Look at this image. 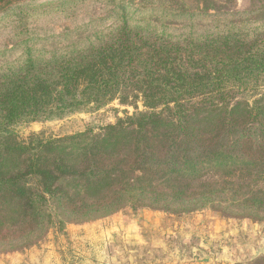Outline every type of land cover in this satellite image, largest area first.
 Listing matches in <instances>:
<instances>
[{"label":"trees","instance_id":"16d2710c","mask_svg":"<svg viewBox=\"0 0 264 264\" xmlns=\"http://www.w3.org/2000/svg\"><path fill=\"white\" fill-rule=\"evenodd\" d=\"M15 1L0 0V29L13 34L0 48V251L61 216L210 204L264 223V6ZM98 4L102 16L63 33L40 26ZM115 101L135 112L100 132L23 140L17 131Z\"/></svg>","mask_w":264,"mask_h":264},{"label":"rangeland","instance_id":"374dc122","mask_svg":"<svg viewBox=\"0 0 264 264\" xmlns=\"http://www.w3.org/2000/svg\"><path fill=\"white\" fill-rule=\"evenodd\" d=\"M59 1L15 3L38 6ZM232 6L240 11L252 10L263 7L264 0H234ZM93 15L102 16L99 4L80 15L42 20L40 26L60 34ZM12 37L11 28L0 29V48L11 47ZM138 108L144 110L143 104ZM126 112L132 114L135 109L115 101L63 119L25 124L17 131L23 140L31 136L51 140L90 129L100 132ZM223 206L209 204L191 212L147 208L127 217L119 210L72 221L61 216L64 223L47 225L31 242L0 251V264H264V223L229 220L216 213L223 212ZM237 212L231 209L228 215Z\"/></svg>","mask_w":264,"mask_h":264}]
</instances>
